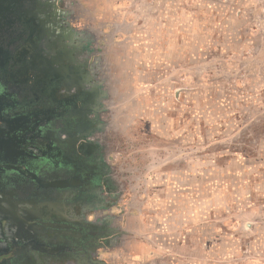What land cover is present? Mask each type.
Here are the masks:
<instances>
[{"label": "rangeland", "instance_id": "374dc122", "mask_svg": "<svg viewBox=\"0 0 264 264\" xmlns=\"http://www.w3.org/2000/svg\"><path fill=\"white\" fill-rule=\"evenodd\" d=\"M101 3L126 58L113 157L169 249L152 264H264V0Z\"/></svg>", "mask_w": 264, "mask_h": 264}, {"label": "flooded vegetation", "instance_id": "af4514ba", "mask_svg": "<svg viewBox=\"0 0 264 264\" xmlns=\"http://www.w3.org/2000/svg\"><path fill=\"white\" fill-rule=\"evenodd\" d=\"M101 4L0 0V264H120L137 232Z\"/></svg>", "mask_w": 264, "mask_h": 264}, {"label": "crops", "instance_id": "0c3cea01", "mask_svg": "<svg viewBox=\"0 0 264 264\" xmlns=\"http://www.w3.org/2000/svg\"><path fill=\"white\" fill-rule=\"evenodd\" d=\"M120 44L119 42L117 45ZM126 61V58H121L120 65L124 64ZM123 88V87H122ZM136 222V230L135 236L133 239L129 240L128 242V248L125 249V251L121 250L118 254L113 256V259L121 260L120 264L127 263V264H152V248L153 241H160V245L162 248L160 250H166L168 252L169 249L166 248V243L164 242L162 236H154L153 235H146L144 232L143 227V220H134ZM152 236V237H150ZM165 246V247H163ZM174 252V251H172ZM128 258H125V257ZM149 257V258H147ZM123 260V261H122ZM174 261V260H173ZM175 262V261H174ZM174 264V263H173Z\"/></svg>", "mask_w": 264, "mask_h": 264}]
</instances>
